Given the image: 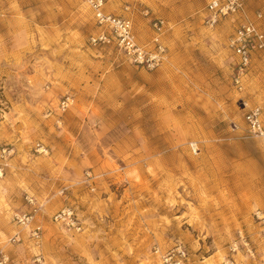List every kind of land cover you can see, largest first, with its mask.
Instances as JSON below:
<instances>
[{
	"label": "rangeland",
	"instance_id": "obj_1",
	"mask_svg": "<svg viewBox=\"0 0 264 264\" xmlns=\"http://www.w3.org/2000/svg\"><path fill=\"white\" fill-rule=\"evenodd\" d=\"M208 1L105 0L147 51L151 20H163L164 60L148 67L91 44L99 30L80 0H0L7 264H163L176 245L185 264L264 259L255 217L264 215V139L247 137L243 123L246 109L264 110V58L236 90L226 46L233 23L206 28ZM255 12L264 31V0H247ZM25 196L39 209L20 227ZM64 207L80 230L53 221Z\"/></svg>",
	"mask_w": 264,
	"mask_h": 264
},
{
	"label": "built area",
	"instance_id": "obj_2",
	"mask_svg": "<svg viewBox=\"0 0 264 264\" xmlns=\"http://www.w3.org/2000/svg\"><path fill=\"white\" fill-rule=\"evenodd\" d=\"M80 1L92 13L94 24L99 30L95 36L91 37V44H112L123 50L137 65L146 64L148 67H154L163 62L165 48L160 41L165 26L163 20H151L153 49L147 51L136 43L132 24L128 19L115 16L105 10V0ZM261 19L262 15L259 12L253 13L252 17L249 16L247 0H209L205 7L202 23L206 28L215 29L225 21L233 23V32L228 37L226 46L234 59L232 82L238 91L243 89L244 79L253 59L264 58V31L261 29ZM69 103V98L61 101L59 103L60 111H66ZM243 123L247 137L264 139V110L261 107L253 106L246 109L243 114ZM191 149L196 150V147L191 146ZM3 152L5 153L6 150ZM39 153L46 154V150L39 147ZM24 199L28 210L14 215V221L20 227H28L39 209L38 203L32 197L25 196ZM255 217L262 226L259 237L261 244L264 245V215L256 212ZM53 221L68 229L80 230L76 215L71 207L59 210L53 216ZM32 237L38 238V230L32 231ZM17 239L11 238L13 242ZM162 259L163 264H185L187 252L183 246L176 245L165 252ZM7 262L8 257L0 252V264H7ZM225 264L237 263L230 257ZM260 264H264V259Z\"/></svg>",
	"mask_w": 264,
	"mask_h": 264
},
{
	"label": "bare ground",
	"instance_id": "obj_3",
	"mask_svg": "<svg viewBox=\"0 0 264 264\" xmlns=\"http://www.w3.org/2000/svg\"><path fill=\"white\" fill-rule=\"evenodd\" d=\"M204 264H210V263H209V261H207V262H206V263H204Z\"/></svg>",
	"mask_w": 264,
	"mask_h": 264
},
{
	"label": "crops",
	"instance_id": "obj_4",
	"mask_svg": "<svg viewBox=\"0 0 264 264\" xmlns=\"http://www.w3.org/2000/svg\"><path fill=\"white\" fill-rule=\"evenodd\" d=\"M260 13V12H259ZM262 15V14H261Z\"/></svg>",
	"mask_w": 264,
	"mask_h": 264
}]
</instances>
